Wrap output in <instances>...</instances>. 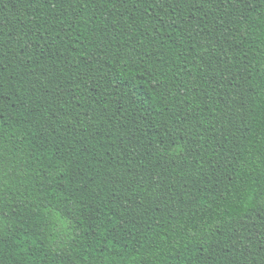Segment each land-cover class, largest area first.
Returning a JSON list of instances; mask_svg holds the SVG:
<instances>
[{
  "label": "trees",
  "instance_id": "16d2710c",
  "mask_svg": "<svg viewBox=\"0 0 264 264\" xmlns=\"http://www.w3.org/2000/svg\"><path fill=\"white\" fill-rule=\"evenodd\" d=\"M0 264H264V0H0Z\"/></svg>",
  "mask_w": 264,
  "mask_h": 264
}]
</instances>
